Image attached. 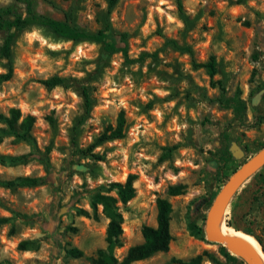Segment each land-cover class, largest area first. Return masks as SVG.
<instances>
[{
    "label": "rangeland",
    "instance_id": "374dc122",
    "mask_svg": "<svg viewBox=\"0 0 264 264\" xmlns=\"http://www.w3.org/2000/svg\"><path fill=\"white\" fill-rule=\"evenodd\" d=\"M26 3L34 16L65 21L86 34L102 31L122 51L103 53L100 44L62 38L39 21L0 31V47L10 37L8 57L0 53V76L10 69L8 80L0 78V114L7 117L14 108L34 120L25 140L0 122V264H91L105 246L107 219L100 206L90 207L89 197L104 193L109 183H123L128 174L135 176V194L119 205L117 261L141 242L143 226L155 225V200L166 197L167 252L132 264L196 255L202 264H242L205 238V201L213 200L223 177L253 164L264 149V0H180V12L176 0H115L110 7L107 0H0L3 18H28ZM209 56L222 92L198 67ZM50 76L65 78V86L44 88L41 81ZM235 94L245 104L239 122L220 103ZM119 112L122 139L95 145L89 155L77 153L114 125ZM222 132L228 149L241 155L230 154L217 169L211 154ZM27 154L32 157L22 163L10 159ZM37 154H46L53 182ZM23 176L44 181L5 184ZM263 182L264 165L221 205L227 228L243 235L248 229L262 245ZM171 185H182L183 193L166 196ZM20 241L30 242L29 249L19 250ZM69 248L82 256L67 255Z\"/></svg>",
    "mask_w": 264,
    "mask_h": 264
},
{
    "label": "trees",
    "instance_id": "16d2710c",
    "mask_svg": "<svg viewBox=\"0 0 264 264\" xmlns=\"http://www.w3.org/2000/svg\"><path fill=\"white\" fill-rule=\"evenodd\" d=\"M115 0H107L108 6H112ZM177 11H181L180 0H176ZM6 10L0 8V31H8L11 29L18 30L26 25L39 21L41 24L49 27L55 34L59 35L62 38H66L71 41H80V40H89L96 42L101 45V50L103 53H113L116 51H122L121 47L116 46L115 44L108 42L102 31H97L94 34H86L84 32L78 31L74 27L70 26L65 21H55L51 19H45L42 17L34 16L30 9V4L26 3V13L28 18H20L18 16L14 17L12 20L3 18V15L6 14ZM122 38L124 35L121 36ZM10 37L5 41L3 47H0V53L4 57H8V44ZM198 67L204 68L208 76L210 86L212 88L217 87L222 92L223 89L221 84L217 80H213L215 75V60L212 56H209L207 61L203 64H198ZM3 80H8L10 78V69L6 74L0 76ZM41 84L44 88L50 89L56 86H65V78L58 76H50L47 79L41 81ZM81 97L83 100L84 109L87 111L90 107V100L88 93L85 89L81 92ZM220 103L226 108L230 109L232 113V121H241L244 116L245 104L239 98V95L235 94L232 98H227L220 101ZM0 122L4 123L7 128L11 131L12 135L20 140H25L29 137V133L34 122L33 117L30 115L21 116L18 109L11 108L8 111V116L5 117L0 114ZM125 132V120L122 112H119L114 125H107L102 132L98 135L95 142L87 147L85 150H78L77 153L81 155H89L95 145L115 141L122 139ZM213 161L217 165V169L222 168L230 161L231 156L228 151L227 144V135L225 132H222L219 135L218 147L211 154ZM32 157L31 154L21 155L15 158H10L12 162H23ZM36 159L43 166L44 172L49 177L51 182H53L55 175L53 174L49 163L46 158V154L36 155ZM261 169V168H260ZM255 175V173L253 174ZM252 175V176H253ZM57 177L55 178V180ZM223 182L227 181L226 177H223ZM135 176L128 174L123 183H109L107 185V190L102 193L98 192L92 194L89 197V205L95 210L96 206H100L103 214L107 219V224L105 228L104 243L105 246L102 249H98L95 252V256L90 260L91 264H132L135 262H140L150 258L151 256L158 253H165L168 250L169 243L171 241V236L169 233V214L171 212V206L166 197L156 198L154 207H155V225L154 226H143L140 230L141 242L130 246L126 249L124 256L117 261L113 255V250L121 247V217L119 214V205H125L129 202L135 194V189L133 187V182ZM43 179L40 177H30L23 176L17 177L14 180L8 181L5 184L8 187L12 186H22V187H32L43 183ZM264 183V182H263ZM184 187L182 185H171L167 187L166 196L174 197L183 193ZM264 189V187L262 188ZM108 192H113L114 195L111 196ZM211 200L205 201V209H207ZM54 201H51L49 206L51 208ZM23 220H27L24 215L19 216ZM95 217V216H93ZM225 224V223H224ZM226 225V224H225ZM227 226V225H226ZM228 227V226H227ZM230 228V227H229ZM237 231V230H235ZM241 232V231H238ZM242 233L247 234L246 236L252 237L259 244L261 251L264 254V245L253 235V233L248 230H242ZM55 245L59 246L57 239L53 236ZM30 242L20 241L17 245L18 249L25 251L29 249ZM221 252L225 254L224 248H220ZM65 253L71 257L78 258L82 256V253L76 248H69L65 250ZM204 254V252H203ZM167 263L172 264H202V256L196 255L188 258L186 261L178 259H170Z\"/></svg>",
    "mask_w": 264,
    "mask_h": 264
},
{
    "label": "water",
    "instance_id": "95a60500",
    "mask_svg": "<svg viewBox=\"0 0 264 264\" xmlns=\"http://www.w3.org/2000/svg\"><path fill=\"white\" fill-rule=\"evenodd\" d=\"M229 153L237 158V155H241L240 151H233L228 149ZM237 153V154H236ZM264 165V149L260 153V158L251 166L244 170L238 171V175L232 179V177L236 174L234 173L233 176L227 179L218 190L216 195L214 196L210 206L207 209L206 216L204 219V234L205 238L222 246H225L234 256H236L242 264H254L247 253L242 249V247L232 238L229 236H218L213 231V224L215 221V217L219 208L221 201L225 198L227 199L231 196L234 192H236L239 187L254 173H256L262 166ZM224 199V200H225ZM172 264V263H167Z\"/></svg>",
    "mask_w": 264,
    "mask_h": 264
},
{
    "label": "bare ground",
    "instance_id": "6f19581e",
    "mask_svg": "<svg viewBox=\"0 0 264 264\" xmlns=\"http://www.w3.org/2000/svg\"><path fill=\"white\" fill-rule=\"evenodd\" d=\"M258 156H257L258 158L256 160H254L255 162L260 158V154ZM250 164L252 165V162L249 163L248 165H245V167H243L242 170H244V169L248 168L249 166H251ZM238 174L239 173H236L232 177V179L235 178ZM224 199L221 201V203L219 205V208H218V211H217V214H216V217H215V221H214V224H213L214 233L217 234L220 237H222V236L232 237L242 247V249L247 253V255L249 256L250 260L254 264H264V254L261 251L260 246L255 241V239H253L251 236L250 237L252 239L249 238L248 237L249 235L246 236V235H243V234H239V233L235 232L234 230H232L231 228H227L226 225L224 224L223 215H222V212H221V205L223 204ZM225 202H227V201H225Z\"/></svg>",
    "mask_w": 264,
    "mask_h": 264
}]
</instances>
